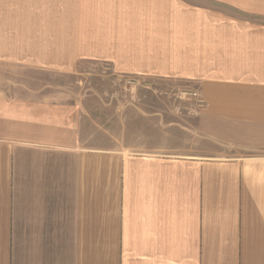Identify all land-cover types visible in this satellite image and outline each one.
<instances>
[{
    "label": "crops",
    "instance_id": "1",
    "mask_svg": "<svg viewBox=\"0 0 264 264\" xmlns=\"http://www.w3.org/2000/svg\"><path fill=\"white\" fill-rule=\"evenodd\" d=\"M78 62L189 116L27 84ZM0 264H264V0H0Z\"/></svg>",
    "mask_w": 264,
    "mask_h": 264
},
{
    "label": "rangeland",
    "instance_id": "2",
    "mask_svg": "<svg viewBox=\"0 0 264 264\" xmlns=\"http://www.w3.org/2000/svg\"><path fill=\"white\" fill-rule=\"evenodd\" d=\"M113 69L108 62H78L77 67L68 73L29 69L27 84L45 86L50 92H59L58 87H68L72 88L73 91L69 90L71 93L78 95L87 92L105 94L106 98L122 101L124 107L139 103L146 110L154 108V104L160 102L162 105L172 106L180 120L189 116L191 102L194 101L192 93L187 92L191 90V83L118 74Z\"/></svg>",
    "mask_w": 264,
    "mask_h": 264
}]
</instances>
